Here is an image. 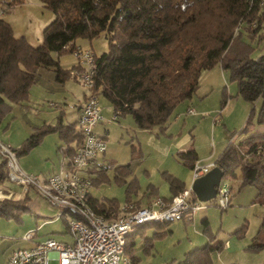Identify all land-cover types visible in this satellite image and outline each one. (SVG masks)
<instances>
[{"label": "trees", "instance_id": "1", "mask_svg": "<svg viewBox=\"0 0 264 264\" xmlns=\"http://www.w3.org/2000/svg\"><path fill=\"white\" fill-rule=\"evenodd\" d=\"M17 2L19 0H0V6ZM40 2L55 16L44 27L42 42L37 46L23 36H15L9 22L0 16V125L9 107L6 100L14 104L26 100L40 66L53 69L54 79L60 82L68 77L78 81L72 73L80 69L78 63L63 68L58 56L64 51L72 52L77 47V37L91 40L100 34L107 40V49L100 54L94 52L95 71L88 92L98 98L102 95L119 115L131 114L139 129L157 127L164 131L176 106L195 92L201 72L216 63L236 81L237 94L253 105L242 131L252 125L255 102H259L256 123L264 124V51L253 56L251 45L255 41L257 44L264 42V0ZM10 8H6L5 13ZM61 113L55 125H44L26 137L18 148L13 147L17 156L27 153L40 142L42 135L51 131L58 132L66 141L65 152L70 155L82 141V133L77 120L63 123ZM175 157L189 168L198 160L193 147L177 151ZM214 164L230 177L236 176L235 169L238 168L240 187L252 185L255 189L253 201L264 204V132L250 135L238 143L229 142ZM108 169L123 182L131 172L129 163L111 165ZM108 169L93 172L90 176L92 185L108 179ZM5 173L7 169L1 161L0 183L7 180ZM162 174L169 189V196L163 198H171L185 188L184 182L175 175L167 171ZM153 189L151 185L146 191L151 195ZM133 191L135 185H129L128 195ZM191 193L195 196L193 191ZM26 199L25 196L16 200L0 198V217H19L27 210ZM126 201H131L130 197ZM88 203L105 218L115 217L120 212L121 205L116 198L89 196ZM134 204L141 206L139 201ZM169 223L144 224L126 236L124 253L130 256L132 264L136 263L133 253L135 234L152 226L156 228L153 236L145 238L146 242H151L166 234ZM246 227L244 222L235 231L236 235H242ZM263 247L264 217L247 245L250 250ZM214 249L206 243L185 252L183 258L173 264H212Z\"/></svg>", "mask_w": 264, "mask_h": 264}, {"label": "rangeland", "instance_id": "2", "mask_svg": "<svg viewBox=\"0 0 264 264\" xmlns=\"http://www.w3.org/2000/svg\"><path fill=\"white\" fill-rule=\"evenodd\" d=\"M54 16L53 11L45 7L40 0H19L4 14V19L11 25L15 36H23L30 44L37 46L42 42L44 27ZM76 45L91 48L96 54H100L107 49V40L103 34L91 40L77 37ZM251 45L254 47L253 56L264 51V42L257 44L255 41ZM53 56L57 58V54L53 53ZM58 59L63 68H70L77 61L69 51L62 52ZM54 78L53 69L40 66L35 82L29 89L28 98L15 104L6 100L9 107L0 125V139L18 148L31 133L40 130L44 125H55L61 112L63 123L76 120L77 114L72 108L83 100V95L88 93V89L72 77H68L63 82ZM99 102L103 112L106 111L110 103L102 95L99 96ZM187 106L194 108L193 115H185ZM252 107V104L237 94L236 81L231 80L229 74L216 63L212 68L201 72L195 92L187 101L176 106L164 131H159L157 127L139 129L129 113L119 115L110 123L100 121L94 127L97 129L96 133L98 131L99 135H103L106 142L103 161L110 163V166L129 163L131 172L123 182L116 179L113 171L108 169V179L96 182L92 187V194L97 197L116 198L121 205L128 197L132 201L138 198L146 201L148 198L152 200L156 196L169 195L168 182L162 173L167 171L176 177L191 173V168L176 159L175 154L178 149L172 146V142L187 134L188 140L191 139L190 142L197 151L198 158H202L204 162H213L229 142L238 143L250 135L264 132V124L256 123L259 102L254 103L252 125L242 131ZM104 127L107 128L106 134ZM190 142L185 144V149ZM65 145L66 141L58 132H47L27 153L18 155V163L26 172L37 174L42 178L49 176L58 168L61 148H65ZM24 163L30 167L25 169ZM235 171V177L223 175V179L232 186L231 205L221 209L210 202L200 201L205 205L210 204L208 210L213 230H218L219 235L224 237H228L229 229L234 223L237 221L240 223L246 215L256 211L249 206L235 204L234 198L239 193L244 204H248L254 194L252 185L240 187L241 173L238 168ZM12 185L8 179L3 182L4 187H13ZM129 185L131 187L135 185V192L128 195ZM151 185L154 189L150 195L146 189ZM240 190L242 191L239 192ZM249 190L253 192L252 195L249 194ZM36 212L44 215V219L54 216V210L43 208L41 212ZM55 213H58V210ZM31 215L33 221L34 213ZM250 223H253V219ZM64 224L61 219L52 223L50 227L59 231L52 234L57 239L71 241V237L64 231L66 228ZM168 228L172 231L166 233L164 238L155 241L154 249L150 254L145 255L141 250H137L142 257L139 264H155L172 253H177L178 258L181 257L184 251L189 249L193 232L196 231L195 229H200V224L195 221L185 223L178 220L170 222ZM21 232L20 224L12 219L0 217V260L7 257L12 249L27 246L26 241L21 240ZM140 240L139 236L137 244Z\"/></svg>", "mask_w": 264, "mask_h": 264}, {"label": "built area", "instance_id": "3", "mask_svg": "<svg viewBox=\"0 0 264 264\" xmlns=\"http://www.w3.org/2000/svg\"><path fill=\"white\" fill-rule=\"evenodd\" d=\"M15 5L0 6V16L5 14L6 8ZM72 53L80 66L72 73L78 82L90 89L95 71V53L91 48L80 46ZM101 110L98 96L88 92L77 117L82 141L70 155L65 148H61L58 168L45 178L23 170L13 146L0 139V162L5 163L7 179L20 185L23 191L34 188L58 210V215H67L66 225L71 236V241L46 237L32 246L12 249L5 264H132L130 256L124 253L128 234L148 223L188 220L193 213L210 205L200 203L201 200L191 193V185L194 179L215 164L209 162L202 165L197 160L191 166L190 184L171 198L156 196L139 207L132 201H126L120 206L119 214L111 218L95 212L88 203L93 186L90 176L95 171L108 169L110 164L102 159L106 142L104 136L94 131V125L99 121L112 122L119 115L114 111L104 118ZM186 113H194V108L188 107ZM231 191V184L222 177L215 196L205 202L225 209L231 201ZM31 236L32 231L29 230L23 237L28 239Z\"/></svg>", "mask_w": 264, "mask_h": 264}, {"label": "crops", "instance_id": "4", "mask_svg": "<svg viewBox=\"0 0 264 264\" xmlns=\"http://www.w3.org/2000/svg\"><path fill=\"white\" fill-rule=\"evenodd\" d=\"M3 16H4V14H3ZM77 46H79V45H77ZM87 94L88 93H86V94L84 93L83 100L80 101L77 105H74V107L72 108L73 110L75 109L77 117H78L79 108L82 105V103L84 102ZM101 112H102V115L104 118H108L109 116H111L114 113V110H113L112 106L109 104L107 110L103 112V107H102ZM193 114L194 113H192L190 115H193ZM178 115H180V114H178ZM185 115H187V113ZM118 116H117V118H118ZM76 120H77V118H76ZM99 122H97L95 125H97ZM107 123H110V122H107ZM96 130L97 129L94 127V131H96ZM106 132H107V128L104 127V134H106ZM97 134H99L98 131H97ZM190 141H191V139L188 140V136H187V134H185V135H182L181 137L175 139L172 142L173 143L172 146L176 147L178 149L177 151L185 150V147H184L185 144L187 142H190ZM189 147H193L192 142H190V145L187 148H189ZM61 156H62V152H61ZM203 157L205 158V156H203ZM198 161L200 163H202V165L205 163H209V162H204L202 160V158L201 159L198 158ZM29 167H30V165L24 163L25 169H28ZM54 171H55V169L51 173H53ZM179 176L180 177H178V178L184 182V184H185L184 187L186 188L190 184L191 174L188 172L185 176L184 175L183 176L179 175ZM45 177H47V176H43V178H45ZM5 181L6 180H4L3 182H5ZM3 182L0 183V198L6 197V198H9L12 200H16V199L22 198L24 196L27 197V199H26L27 200L26 201L27 210L26 211H23L19 215V217H17V218H5V219H12L16 223L20 224V228L22 231L20 234V235H22L21 240H24L27 243V246H25V247L32 246L36 242L41 241V240L45 239L46 237H54L52 233L53 232H59V231H57L56 229H53V227H50V225L52 223H56L57 221H59L61 219L62 221L65 222L64 225L67 224V215H58L57 213H55L56 208L51 206L44 199V197L40 193H38L34 188L29 187L27 190L23 191L22 188L19 187L20 185H17L15 182L11 181V184H13L12 185L13 187H4ZM91 190H92V188H91ZM91 190H90V196L100 198V197L93 195ZM241 191L242 190H240L239 192H241ZM253 191H254V194H253V192L251 193L249 190V194H251V195L253 194V197L250 199V202L248 204H244V201H242V198L239 196L240 193L234 198L235 204H238V206H244V205L246 207L249 206L250 208H253L256 211H255V213H252L251 215H249V214L246 215L245 218H243L242 221H240V223H239V221L234 223L229 229L230 232L228 234V237H224L223 235H219L218 230L217 231L213 230L212 224L210 222L208 207L202 208V209L196 211L195 213H193V215L190 219L182 220L185 223L186 222L194 223V221H195V223L200 224V229L199 228L195 229L196 231L193 232L194 236L190 239V245H189L190 247H188L189 249L185 250L184 253L189 251V250H192L196 247L203 246L206 243H210L215 248L213 253H212V264H234V263L263 264V262H264V247L261 249H258V250H250L247 248V245L251 242L252 236L256 233V231H258L261 220L264 217V204H260L259 202L253 201V199L255 197V189ZM167 196H169V195H167ZM133 201L134 202L139 201L141 203V206H143V205L148 204L151 200L148 198L146 201H144L143 199L138 198V199L133 200ZM231 204H232V201H230L229 205H231ZM43 208H45L46 210H54V214H53L54 216L48 217L49 219H44L45 218L44 215L36 212V211L41 212V210ZM31 213H34V220L33 221L31 220V216H32ZM40 217H43V219H39ZM251 219H253V223H250ZM179 221H181V220H179ZM243 222H246V224H247L246 230L244 231V233L242 235H240V234L236 235L235 231L241 226V224ZM65 227L66 228L64 231L66 233H68V235L70 236V234L68 232L67 225ZM166 229L168 230L166 233H168L169 231H172V229L170 230L168 228V226L166 227ZM29 230L32 231V236L28 239L24 238L23 234H25ZM148 230L150 231V233H148ZM155 230H156V228L150 226V227H146V228L141 229L139 233L135 234V236L133 238V242H134V252L133 253L136 257V263H134V264H139L141 259H142V257L138 254L137 250H139V251L141 250V252L145 255L150 254L152 252V250L154 249L153 247L155 245L154 244L155 241L160 240L167 235V234H163L162 236H160L158 238H154L151 242H150V240H148V242H146L147 240L145 238L153 236V233ZM139 236H140L141 240H140V243L137 244V240H138ZM58 240H61V239H58ZM61 241H66V240H61ZM10 252H9V254H10ZM9 254H7V256ZM176 254L177 253H172L171 255L167 256V258L165 257V259H161V260L157 261L155 264H173V262L179 261L180 259L183 258V254L179 258L177 257ZM6 260H7V257H5L4 259L1 258L0 264H5Z\"/></svg>", "mask_w": 264, "mask_h": 264}, {"label": "water", "instance_id": "5", "mask_svg": "<svg viewBox=\"0 0 264 264\" xmlns=\"http://www.w3.org/2000/svg\"><path fill=\"white\" fill-rule=\"evenodd\" d=\"M224 171L219 166H212L208 172L194 179L191 189L197 199L206 201L215 196L220 178Z\"/></svg>", "mask_w": 264, "mask_h": 264}]
</instances>
